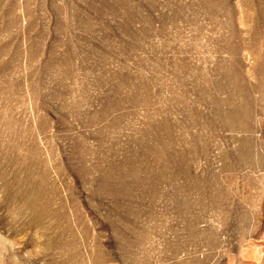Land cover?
I'll use <instances>...</instances> for the list:
<instances>
[{
    "label": "rangeland",
    "instance_id": "obj_1",
    "mask_svg": "<svg viewBox=\"0 0 264 264\" xmlns=\"http://www.w3.org/2000/svg\"><path fill=\"white\" fill-rule=\"evenodd\" d=\"M0 264H264V0H0Z\"/></svg>",
    "mask_w": 264,
    "mask_h": 264
}]
</instances>
